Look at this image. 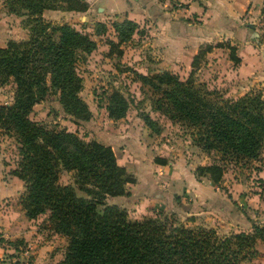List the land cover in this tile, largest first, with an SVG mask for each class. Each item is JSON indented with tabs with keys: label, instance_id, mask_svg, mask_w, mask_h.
Listing matches in <instances>:
<instances>
[{
	"label": "trees",
	"instance_id": "16d2710c",
	"mask_svg": "<svg viewBox=\"0 0 264 264\" xmlns=\"http://www.w3.org/2000/svg\"><path fill=\"white\" fill-rule=\"evenodd\" d=\"M10 9L24 15L26 34L8 38L0 45V83L10 80L12 98L0 102V134L14 140L17 153L11 173L23 188L19 204L27 218L46 213L49 227L66 238L62 256L54 264H240L257 255L254 244H264V229L251 221L250 230L218 233L211 226H186L172 212L153 208L152 215L129 219L123 206L108 203V195L128 193L135 178L117 163L109 144L84 140L74 131L50 128L29 117L32 105L48 91L58 93L63 109L77 119H87L89 109L78 95L81 76L76 62L92 50L96 40L69 22H52L42 16L44 8L83 11L85 0H8ZM262 6L261 11H264ZM113 38L108 51L120 53L119 45L140 32L130 18L111 20ZM95 20L92 33L106 30ZM199 46L185 78L162 69L150 74L134 71L149 85L151 106L171 120L191 128V139L213 157L194 167L217 185L226 163L256 158L264 140V98L249 89L236 96L222 95L193 78L192 69L212 47ZM228 55L238 60L234 47ZM127 101L112 90L105 105L110 119L122 117ZM139 116L150 129L156 121L148 112ZM153 160L165 162L162 156ZM71 171L72 181H59L60 170ZM77 189L81 193H77ZM178 195H174L177 200ZM12 264V263H8Z\"/></svg>",
	"mask_w": 264,
	"mask_h": 264
},
{
	"label": "rangeland",
	"instance_id": "374dc122",
	"mask_svg": "<svg viewBox=\"0 0 264 264\" xmlns=\"http://www.w3.org/2000/svg\"><path fill=\"white\" fill-rule=\"evenodd\" d=\"M250 5H252V10L249 12L245 10L239 17L243 25L247 23L250 26L248 40L241 44L236 38L237 31H232L233 29L227 31L228 35L225 37V34L215 33V38L209 43L212 45L211 49L200 57L197 66L192 69L195 82L203 81L206 88H215L222 95L236 96L253 89L259 91L264 98V11H261L264 0H258L257 5L255 3ZM46 9L50 8L42 10V16L45 19L52 22H69L75 28L88 32L96 40L95 47L76 62L81 76L78 95L86 103L90 114L87 119H77L63 109L56 91H48L42 99L32 105L28 115L46 127L74 131L84 140L95 139L109 145L113 143L117 163L123 165L135 178L132 183L127 184V194L112 199L116 204L125 208L127 218L134 219L152 215V209L158 207L164 212H172L176 219L186 226H211L218 233L240 229L250 230L251 221L264 229V219L256 218L264 213L258 206L260 200H264V180L258 175L261 167L255 164L258 160L257 163L264 167V162H262V159L264 161V140L256 158L237 163H226L217 185H213L206 175H195L194 167L210 162L213 153L201 150L192 141L191 128L186 124L171 120L152 108L151 99L155 94L149 85L142 82L134 73L137 71L150 74L153 68L145 63V60L154 61L158 58L156 51L148 52L145 43L147 32H144L143 27L137 23L140 32L133 33L128 41L120 43V53L109 52L107 38L114 39L110 19L104 20L106 30L95 35L92 33L94 20L88 17L83 18L80 15L82 13L72 14L61 8H53L58 10L55 12ZM48 12L55 15H49ZM25 34L24 15L10 9L8 0H0V43L4 45L8 38L18 39ZM216 42L232 45L238 60L231 59L228 55V48L214 45ZM205 44L207 42L199 46L205 48ZM241 46L243 47L240 49ZM189 70L190 67L180 68L175 73L183 79ZM112 90L121 92L128 104L124 115L117 119H110L105 108L108 95ZM12 93L13 84L10 80L0 83V102H9ZM142 110L148 112L156 121L157 131L143 123L139 116ZM14 145L11 136L0 134L1 160L6 171L10 173L17 158ZM155 156L164 157L165 162L157 165L153 160ZM150 163H155V166L144 172L145 174L142 170L139 171L140 167L144 168L145 164ZM134 170L137 172L135 173ZM71 173L68 170H60L59 181L71 182ZM150 176L154 180L153 184L149 183L152 189L148 190L144 188V185L145 182H149ZM192 178L198 179L202 190L191 187ZM231 182H237L240 185L234 190ZM248 192L256 194L257 203L244 198ZM77 193L81 191L77 189ZM174 195L181 197L182 205L174 200ZM18 196L17 203H19ZM113 201L111 202V198L106 200L108 203H114ZM34 218L37 219V227L41 230L40 237H43L46 231L41 228L46 227L45 222L48 224L45 221L46 213L37 214ZM236 220L246 221L249 225L235 227V223L241 224ZM50 228L48 234L55 233L51 255L55 261L46 264H54L60 259L62 256V253L59 256L60 252L66 244L65 236L56 234ZM16 240H11V245L14 247L13 244H19L20 249L17 250L24 249L25 243L22 240L16 243ZM260 244L264 245L260 240L254 244L257 255L251 259L242 260L240 264H264V253L257 247ZM12 254L8 253L5 259L0 260V264L9 262L17 264L19 260L15 259Z\"/></svg>",
	"mask_w": 264,
	"mask_h": 264
},
{
	"label": "crops",
	"instance_id": "0c3cea01",
	"mask_svg": "<svg viewBox=\"0 0 264 264\" xmlns=\"http://www.w3.org/2000/svg\"><path fill=\"white\" fill-rule=\"evenodd\" d=\"M85 1L87 3L86 9L83 11H69V13H82L80 15L83 18L88 17L94 21H104L105 19H110V21L120 20L124 17L133 19L143 27L145 33L147 32L145 43L147 44L148 52L156 51L158 53L156 60H145V63L153 68L152 71L166 69L172 70L173 72L178 71L180 68L187 69L191 67L190 62L192 56L197 51L199 45L204 42L211 43L215 38V33L220 35L225 34V37L228 35L227 31L233 29L232 31H237V40L241 44H244L249 38L248 28L250 26L247 23L243 25L239 17L245 10H248V12L252 10V5L249 6V4L255 3L257 5L258 3V0ZM247 6L249 7L247 8ZM46 10L58 11L56 9ZM235 21L236 24L234 23ZM110 146L114 150L113 143H110ZM257 162L255 164L261 167L258 170V175L264 180V167ZM262 162H264L263 159ZM154 164H145L146 167H140L139 171L142 170V173H144L154 167ZM156 164L159 165L157 162ZM181 168L185 169L183 166ZM134 171L135 173L137 172V170ZM153 180L150 176L149 182H145L144 188L151 190L152 188L149 183L153 184ZM191 180V187L202 190L198 184V179L195 180L192 178ZM135 185L137 186V183ZM239 185L237 182H231V187L234 190ZM207 186L209 187V184ZM211 187L214 188L213 185ZM21 190V180L13 173L6 171L0 156V260L5 259L8 253H13L12 256L19 260L17 264H46L48 262H54L55 259H52L51 255L54 247L53 236L55 233L48 234L50 227L45 222L46 227L41 229H45L46 232L43 237H40L41 230L37 227V219L34 217L27 218L20 208L19 203L16 202V198ZM238 192L240 193V191ZM255 195L248 192L244 198H247V201L253 200L256 202L257 198ZM118 196L120 195H108L105 200L111 198L112 202V199ZM178 197L177 200H174L181 204L182 199L180 196ZM113 202L115 203V201ZM258 206L261 211H264V200H260ZM256 218L263 220L264 213H261ZM238 221L236 220V222ZM239 223L241 224L238 225L235 223V227H247L249 225L243 220L239 221ZM50 230L52 231L51 228ZM14 239H17L16 243L22 240L25 243L24 249L17 250L20 249L19 244H13V247L10 241ZM257 247L264 253V245L260 244ZM62 251L59 256H61Z\"/></svg>",
	"mask_w": 264,
	"mask_h": 264
}]
</instances>
